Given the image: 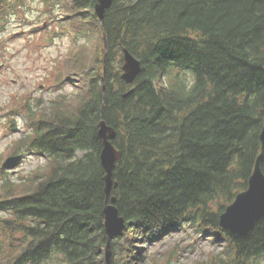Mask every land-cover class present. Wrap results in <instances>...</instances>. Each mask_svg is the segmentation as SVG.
Wrapping results in <instances>:
<instances>
[{
  "label": "trees",
  "instance_id": "trees-1",
  "mask_svg": "<svg viewBox=\"0 0 264 264\" xmlns=\"http://www.w3.org/2000/svg\"><path fill=\"white\" fill-rule=\"evenodd\" d=\"M27 1L0 0V15ZM41 1L75 41L93 42L92 67L78 49L68 60L72 101L46 116L27 108L30 133L18 146L47 167L27 184L3 181L0 264H105L112 197L125 230L110 264H162L170 251L144 248L186 227L222 243L209 264H264V219L243 237L218 224L260 152L264 0H112L101 22L95 0ZM123 49L140 63L131 86L120 78ZM101 119L120 152L108 196Z\"/></svg>",
  "mask_w": 264,
  "mask_h": 264
},
{
  "label": "rangeland",
  "instance_id": "rangeland-1",
  "mask_svg": "<svg viewBox=\"0 0 264 264\" xmlns=\"http://www.w3.org/2000/svg\"><path fill=\"white\" fill-rule=\"evenodd\" d=\"M60 18L56 9L50 11L41 0H28L17 12L0 15V166L8 157L22 155L13 172L0 170V188L5 186V180L9 185L27 184L46 171L43 157L18 146L19 139L30 133L26 127L27 108L37 116H46L63 103V98L64 103L72 101V66L68 63L71 55L80 50L87 58L85 67H92L93 42L75 41L67 34V27L62 28ZM221 245L210 234L186 227L146 246L144 253L158 256L173 251L169 260L170 252L164 254L162 264H209Z\"/></svg>",
  "mask_w": 264,
  "mask_h": 264
},
{
  "label": "water",
  "instance_id": "water-1",
  "mask_svg": "<svg viewBox=\"0 0 264 264\" xmlns=\"http://www.w3.org/2000/svg\"><path fill=\"white\" fill-rule=\"evenodd\" d=\"M112 0H95L93 6L95 16L101 22L103 20L106 10L110 8ZM106 48V43L104 42ZM123 64L121 66L120 78L125 85L131 86L135 79L140 74L141 68L139 61L131 55L126 49L122 50ZM106 55H104V64ZM105 68L103 70L102 81H104ZM104 91V85L103 89ZM131 90L123 95L128 96ZM115 130L108 127L101 119L99 122L98 137L102 141V149L100 152V164L104 171V192L108 196L115 187L112 182V172L115 168L116 162L120 158V152L115 149L112 140L115 138ZM260 152L257 155L251 176L248 179L247 188L239 192L234 200L226 206L224 211L220 214L218 224L220 228L230 235L243 237L248 235L256 225V223L264 219V175L261 170V163L264 160V125L261 129L260 135ZM21 155L8 157L1 169H11L15 167L21 160ZM115 198L112 197L110 204L103 209L104 214V231L107 237L105 247V264H110L111 246L110 242L120 236L125 229L124 219L119 216L115 206Z\"/></svg>",
  "mask_w": 264,
  "mask_h": 264
},
{
  "label": "bare ground",
  "instance_id": "bare-ground-1",
  "mask_svg": "<svg viewBox=\"0 0 264 264\" xmlns=\"http://www.w3.org/2000/svg\"><path fill=\"white\" fill-rule=\"evenodd\" d=\"M116 133V132H115Z\"/></svg>",
  "mask_w": 264,
  "mask_h": 264
}]
</instances>
